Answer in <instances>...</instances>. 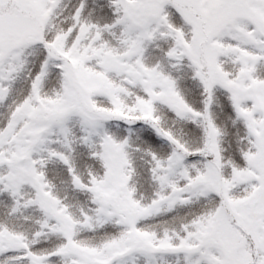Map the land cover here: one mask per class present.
I'll list each match as a JSON object with an SVG mask.
<instances>
[{
    "label": "snow or ice",
    "instance_id": "snow-or-ice-1",
    "mask_svg": "<svg viewBox=\"0 0 264 264\" xmlns=\"http://www.w3.org/2000/svg\"><path fill=\"white\" fill-rule=\"evenodd\" d=\"M0 264H264V0H0Z\"/></svg>",
    "mask_w": 264,
    "mask_h": 264
}]
</instances>
